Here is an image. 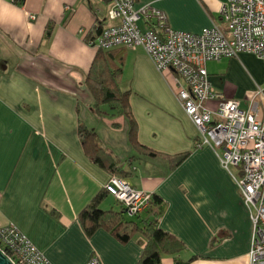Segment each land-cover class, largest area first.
<instances>
[{"label": "crops", "instance_id": "0c3cea01", "mask_svg": "<svg viewBox=\"0 0 264 264\" xmlns=\"http://www.w3.org/2000/svg\"><path fill=\"white\" fill-rule=\"evenodd\" d=\"M223 1L136 0L135 6L153 4L172 28L200 32L219 20ZM109 6L110 0H0V227L14 224L52 264H84L92 255L102 264L137 263L140 233L128 242L104 227L88 235L79 218L110 176L85 151L83 124L119 159L134 187L161 199L157 224L185 246L175 255L180 262L163 253L162 264H248L251 221L232 176L238 168L231 165L230 174L216 149L195 146L198 129L175 95L174 74L158 71L143 47L112 48L111 63L122 67L120 88L130 91L137 140L152 156L132 144L126 116L94 105L85 79L98 48L87 41L96 23L116 22ZM140 27L147 25L140 20ZM205 67L215 93L205 100L211 108L219 98L246 108L254 90L264 88L262 59L252 52ZM183 151L181 161L169 158ZM149 214L145 209L137 220Z\"/></svg>", "mask_w": 264, "mask_h": 264}, {"label": "built area", "instance_id": "2783aa9c", "mask_svg": "<svg viewBox=\"0 0 264 264\" xmlns=\"http://www.w3.org/2000/svg\"><path fill=\"white\" fill-rule=\"evenodd\" d=\"M135 2L110 0L107 16L116 22L87 43L105 50L143 47L158 71L174 74L175 95L198 129L195 146L211 145L230 174L231 165L238 168L232 176L251 221L248 264H264V88L254 90L246 108L234 98H219L215 108L205 103L215 95L206 61L249 51L262 59L264 68V0H225L218 10L219 20H211L200 32L174 29L160 8L150 3L136 7ZM103 188L122 202L128 216L141 214L153 198L152 191L138 189L115 174ZM0 248L14 264H52L12 223L0 227ZM84 264L102 263L92 255Z\"/></svg>", "mask_w": 264, "mask_h": 264}, {"label": "trees", "instance_id": "16d2710c", "mask_svg": "<svg viewBox=\"0 0 264 264\" xmlns=\"http://www.w3.org/2000/svg\"><path fill=\"white\" fill-rule=\"evenodd\" d=\"M23 2V0H20ZM94 31L88 38H93L100 34L104 26L98 22L94 25ZM49 33H47L48 35ZM112 49L98 48L92 60L89 72L85 82L94 98V105L100 108L101 105L113 107L117 113H123L129 121L130 140L134 147L141 149L149 155L155 154V151L147 149L137 140V123L129 108V90H123L119 85V77L122 71L121 65L111 63ZM78 134L82 141L85 151L90 154L92 160L106 167L110 174H115L126 178L128 172L123 168L122 163L113 154V152L100 143L96 132L88 129L83 124L79 125ZM186 152L179 154H170L169 158L176 162L182 160ZM175 164V162H173ZM109 193L103 188L89 201V203L79 212V218L85 232L90 235L100 227L106 228L114 234L120 241L128 242L135 234L140 233L144 238V245L141 256L136 264H162L161 255L169 253L174 256V260L180 262L176 257L184 249L183 242L175 235H171L157 224V217L161 213L163 204L159 196L153 192V198L148 206L150 213L148 218L137 220L125 214V207L116 198L114 202L120 205V208L110 203L106 207L102 204L106 202ZM140 215V214H139ZM139 217V216H138ZM196 255H191L187 259H193Z\"/></svg>", "mask_w": 264, "mask_h": 264}, {"label": "water", "instance_id": "95a60500", "mask_svg": "<svg viewBox=\"0 0 264 264\" xmlns=\"http://www.w3.org/2000/svg\"><path fill=\"white\" fill-rule=\"evenodd\" d=\"M0 264H14L11 258L0 248Z\"/></svg>", "mask_w": 264, "mask_h": 264}, {"label": "rangeland", "instance_id": "374dc122", "mask_svg": "<svg viewBox=\"0 0 264 264\" xmlns=\"http://www.w3.org/2000/svg\"><path fill=\"white\" fill-rule=\"evenodd\" d=\"M104 107H108V109L109 110H111V107H109L108 105H104ZM114 113H115V115H120V116H122V117H125V115L123 114V113H117V111L116 110H114ZM107 199H109L108 201L110 202V203H112L113 204V206H115V207H117V208H120V205L118 204V203H116V202H114V200L112 199V197L111 196H109ZM126 214V213H125ZM127 215V214H126ZM128 216V215H127ZM127 218H129V216L127 217ZM136 217L134 216L133 218H130V219H135Z\"/></svg>", "mask_w": 264, "mask_h": 264}]
</instances>
